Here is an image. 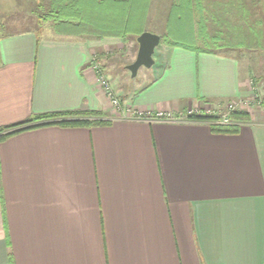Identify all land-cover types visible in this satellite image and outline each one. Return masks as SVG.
I'll return each mask as SVG.
<instances>
[{"label":"crops","instance_id":"obj_1","mask_svg":"<svg viewBox=\"0 0 264 264\" xmlns=\"http://www.w3.org/2000/svg\"><path fill=\"white\" fill-rule=\"evenodd\" d=\"M104 40L0 32V129L106 123L0 143V264H264V105L242 109L236 133L125 119L94 70ZM247 45L166 47L151 75L111 85L140 113L219 111L252 97L253 79L264 95V44Z\"/></svg>","mask_w":264,"mask_h":264},{"label":"rangeland","instance_id":"obj_2","mask_svg":"<svg viewBox=\"0 0 264 264\" xmlns=\"http://www.w3.org/2000/svg\"><path fill=\"white\" fill-rule=\"evenodd\" d=\"M54 1L0 0V32L30 30H38L40 33L56 32L57 23L53 20L44 21L42 28L38 24L39 19L44 20V17L52 12ZM194 3L192 11L187 9L185 11L187 0H152L144 29L145 32H152L162 37L154 55L155 61L161 59L166 47H171L173 42L188 46L202 45L205 48H213L220 43L230 45L248 43L255 47H258L259 42L264 44V0H201V7H195L198 2L194 1ZM177 6L183 8L175 11V13L178 11L176 18L173 9ZM184 12L188 13L184 14ZM78 38L96 40L86 36ZM107 38H115L116 41L110 40L105 44H98H102L100 48L106 50L101 48L104 53L94 55L93 60L97 63L102 59L101 63L95 64L102 69L110 84L112 78L114 80L116 77L122 89L125 87L127 90L126 86L136 85L145 75L152 74V68L151 70L143 68L137 78L132 79L127 69L136 60L139 50L138 36L130 34L124 39ZM104 39L100 42L106 41ZM253 87L257 89L254 95L243 100L251 98L254 101L264 102V95L261 92L257 93L259 89L254 79ZM226 106L219 107L218 110L225 112Z\"/></svg>","mask_w":264,"mask_h":264},{"label":"trees","instance_id":"obj_3","mask_svg":"<svg viewBox=\"0 0 264 264\" xmlns=\"http://www.w3.org/2000/svg\"><path fill=\"white\" fill-rule=\"evenodd\" d=\"M194 1L198 2L195 7H201V0H187L186 11H192ZM152 0H55L53 3V10L44 17V20H38L41 26L44 21L53 20L57 23L56 32L60 35L74 36V37H91L96 40H103L107 37H121L125 38L130 34L140 36L145 32L144 25L147 21ZM178 8L173 9L175 13ZM178 11L174 14L177 18ZM188 12H184L187 14ZM193 13V12H192ZM191 13V14H192ZM203 29L204 26H203ZM39 32V31H38ZM40 33V32H39ZM173 47H181L183 49L197 51L198 48H191L180 43H171ZM70 116H88L98 117L99 113H83L82 114H68ZM54 116L37 117L33 121L18 125L13 128H18L13 132L5 134L13 128L0 129V143L9 136L26 131L29 129L57 124L62 126H94L106 124L102 120H82V121H62L50 122L40 125H31L34 121H48L52 120ZM234 122L247 120V114L243 112H234L231 114ZM201 120H216L214 118L198 117ZM214 131L224 133H236L238 127L235 124L222 125L216 124Z\"/></svg>","mask_w":264,"mask_h":264},{"label":"built area","instance_id":"obj_4","mask_svg":"<svg viewBox=\"0 0 264 264\" xmlns=\"http://www.w3.org/2000/svg\"><path fill=\"white\" fill-rule=\"evenodd\" d=\"M94 70L97 74V81L99 83V86L105 92L106 96L110 100L112 107L117 111V113L121 114L125 119L128 120L177 123L189 119H196L198 117H206V118H214L216 119L217 123L222 125H231L232 113L237 112V110L240 111L242 109L250 108L252 106H262L264 103L263 101H254L250 98L245 101L242 99L240 101L227 104L225 112H220L211 108H205V109H191L181 114H175L171 112H151V111L140 113L135 109H133L131 106H124L122 104L121 100H119L118 97L115 95L113 87L111 86L109 80L103 74V71L100 67L95 65Z\"/></svg>","mask_w":264,"mask_h":264},{"label":"water","instance_id":"obj_5","mask_svg":"<svg viewBox=\"0 0 264 264\" xmlns=\"http://www.w3.org/2000/svg\"><path fill=\"white\" fill-rule=\"evenodd\" d=\"M137 41L139 50L136 60L127 67L133 78L137 77L142 68L151 69L155 65L154 55L161 44L162 37L146 31L138 37Z\"/></svg>","mask_w":264,"mask_h":264}]
</instances>
